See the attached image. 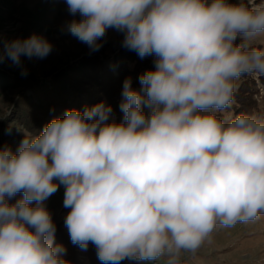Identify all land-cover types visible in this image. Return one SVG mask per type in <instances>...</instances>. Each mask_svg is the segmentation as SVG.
<instances>
[{
    "label": "rangeland",
    "instance_id": "rangeland-1",
    "mask_svg": "<svg viewBox=\"0 0 264 264\" xmlns=\"http://www.w3.org/2000/svg\"><path fill=\"white\" fill-rule=\"evenodd\" d=\"M133 58L183 77L144 131L94 140L56 105L34 114L53 131L14 117L29 84L93 86L92 61L117 76ZM106 97L81 117L97 129ZM0 264H264V0H0Z\"/></svg>",
    "mask_w": 264,
    "mask_h": 264
},
{
    "label": "trees",
    "instance_id": "trees-1",
    "mask_svg": "<svg viewBox=\"0 0 264 264\" xmlns=\"http://www.w3.org/2000/svg\"><path fill=\"white\" fill-rule=\"evenodd\" d=\"M126 61V65H118L119 61L117 60V63L115 64V67L117 69V76L112 75L110 70H107L106 73H98V70H104V65L99 63L98 61H92L89 66L94 65V75L90 71V73L87 72L85 76L87 78L86 85H90L89 82L93 81V86L90 85L87 87L84 86L76 88V85L81 86L80 84L86 81L83 76L76 78L80 81V84H73L74 88H69L66 82L57 83L58 80L55 79H53V81L51 80L48 86L42 84V82L29 84L26 88H29L31 94L27 97H21L22 100H19L18 105L16 106L18 110L17 112L20 114V116L16 115L14 117L17 121L20 120L25 122L27 124L26 127L31 132H35L36 130L41 129L44 123H47V129L53 131L55 129L52 125L53 123L46 121H35L34 114L40 111V113L42 112L44 116V114H47V111H49V108L56 105L58 106V108H60L59 117L61 119H64L63 115H66L68 119H71L70 117L72 116H70L69 114L75 113L72 118L75 119L76 117L75 122H73V125L75 126L74 129H72L73 131H84L86 133H89V135H91L90 137L94 140H98L95 136L97 135V132L99 130H101L102 133H104V131H106V133L109 132L110 135L117 137L128 131H144L145 128L140 125V119L149 118L150 116H156L154 99L155 93L165 90L166 83H168L170 80L171 82H174L183 77L182 74H176L175 77L171 76L170 78H168L163 72L157 70L156 68H152L150 65L145 64V62L138 65V60L136 58L127 59ZM216 61L219 60L216 59ZM194 66L198 67L201 66V64L198 62V60H196L195 62L192 61L188 67H184L187 68V71L185 70V78L187 79V82L185 81V83L192 87H195L197 89L196 93L199 96H202V82H198V78L202 77V71L207 70L208 65L204 62L202 68L199 70V72H197V75L196 72L192 70ZM210 68L212 69L213 75H216V80L221 77L225 78L226 75L232 73L234 74V76L229 75L226 78L229 81H233L235 77L233 83H236L242 76L241 73L236 69H224L222 73H220L218 64H215ZM25 86L26 82L22 87ZM53 88L55 89L54 91H52ZM77 90L84 91V97H81L79 100H71V97L69 96L77 92ZM171 91H173L172 85L170 86L169 92ZM241 91L242 88L239 90L237 95H240ZM102 93H105L103 96L107 95V97L105 100L101 98L99 109L105 108L108 111L109 116L115 118L114 124L108 122L107 125H105L106 127H108L107 130H105L104 128L97 129L98 126L94 125L93 122L90 123L89 121H85L83 118H81L86 115V112L89 108L87 102L89 103V101H92L96 95H98V97H103ZM219 94L221 95V90L219 91ZM180 95V92L178 94H172L173 97L177 96L178 98L180 97ZM252 115L253 114H251L249 117H251ZM22 118L27 120V122ZM176 119L177 124L179 122L185 123V119L182 117H177L175 115V120ZM29 120L31 122H29ZM76 127H80V129H77ZM65 137L67 142L73 140L71 135H65ZM77 138H80V136ZM158 196L159 198L156 199V202L166 198L165 194H161V196L158 194ZM156 202H154V204ZM35 245L37 244L35 243ZM47 250L48 249L44 251V254L47 252ZM29 253L30 251L26 253V259L30 255ZM55 253L57 254L56 250ZM25 263H27V261Z\"/></svg>",
    "mask_w": 264,
    "mask_h": 264
}]
</instances>
